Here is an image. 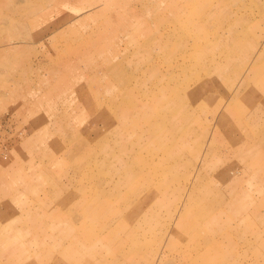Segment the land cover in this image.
Listing matches in <instances>:
<instances>
[{
	"label": "rangeland",
	"instance_id": "rangeland-1",
	"mask_svg": "<svg viewBox=\"0 0 264 264\" xmlns=\"http://www.w3.org/2000/svg\"><path fill=\"white\" fill-rule=\"evenodd\" d=\"M0 264H264V0H0Z\"/></svg>",
	"mask_w": 264,
	"mask_h": 264
}]
</instances>
